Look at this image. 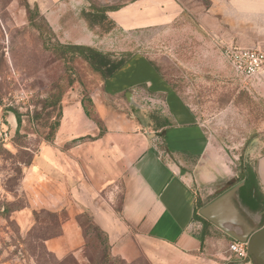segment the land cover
I'll list each match as a JSON object with an SVG mask.
<instances>
[{"label": "crops", "instance_id": "1", "mask_svg": "<svg viewBox=\"0 0 264 264\" xmlns=\"http://www.w3.org/2000/svg\"><path fill=\"white\" fill-rule=\"evenodd\" d=\"M206 1L133 0L109 16L123 31L160 25L174 29L172 24L180 20L184 34L191 28L184 12L192 10L197 12L199 40L218 48L234 44L264 51V0ZM39 7L45 15L62 14L57 0L49 6L39 0ZM53 27L62 29L60 19ZM76 43L92 44V33L83 31ZM152 61L133 53L106 80L107 99L95 101L96 117L87 114L82 101L64 105L54 140L41 146L26 170L24 191L32 205L68 210L56 243L59 251L83 247L76 217L87 212L107 233L113 251L127 260L145 255L151 264H254L232 259L224 246L212 249L209 240L202 245L204 225L194 218L197 193L203 196V188L218 186L224 171L197 112ZM247 80L264 94V69ZM128 91L134 103L127 100ZM126 102L161 109L173 126L158 135L148 112L120 109ZM143 125L150 131L144 133ZM256 170L264 191V154Z\"/></svg>", "mask_w": 264, "mask_h": 264}, {"label": "rangeland", "instance_id": "2", "mask_svg": "<svg viewBox=\"0 0 264 264\" xmlns=\"http://www.w3.org/2000/svg\"><path fill=\"white\" fill-rule=\"evenodd\" d=\"M131 1L57 0L62 14L47 13L49 21L39 0H0V264H151L145 255L127 260L115 253L109 237L107 245L95 230L88 232L79 250L59 251L56 243L68 210L32 205L23 189L27 168L41 146L55 137L64 105L82 101L87 114L96 117L95 101L107 99L106 79L84 59L73 60L61 51L60 44H77L83 31L93 35V43L86 45L118 58L146 54L195 109L224 171L218 186L201 190L205 200L238 182L243 164L255 167L264 154V94L236 73L222 46L199 40L197 12H184L191 21L184 34L180 20L172 24L174 29L160 25L123 31L109 20L111 11L106 12L108 18H101L103 8H121ZM92 9H98L96 24L83 14ZM59 19L61 30L53 27ZM10 108L21 114L18 132ZM120 109L129 114L148 112L127 102ZM143 128L144 133L149 130ZM209 229L212 249L224 246L232 259L243 260L229 248L232 236L215 224Z\"/></svg>", "mask_w": 264, "mask_h": 264}, {"label": "trees", "instance_id": "3", "mask_svg": "<svg viewBox=\"0 0 264 264\" xmlns=\"http://www.w3.org/2000/svg\"><path fill=\"white\" fill-rule=\"evenodd\" d=\"M117 8L115 7L103 8L102 9L103 15L101 16V18L103 19L108 18L106 12L108 13V11H113L114 9ZM83 14L85 18L88 20V22H91L93 24H96L98 22L97 21L98 9L97 10L92 9L88 11L85 10ZM109 20L113 24L115 23L113 19L109 18ZM60 48L62 53L70 54L73 60L76 58H82L85 61H87L89 65L92 67V69L95 70L96 72H99L102 75V77H104V79L106 80H108L113 75H115L116 72H118L133 55V54H128L126 56L118 58L114 56L113 53L105 52L96 46L86 45V44H60ZM152 63L157 69V71L162 75V77L165 78L170 83V81L162 74L160 68L156 65V63L154 61H152ZM170 85L175 89L174 85H172L171 83ZM8 111H14V113L16 114L18 121V129H17L18 132L23 124L21 114L17 110L11 108L8 109ZM148 115L150 118V126L153 130L158 131V135H161L162 133L161 130H163L165 127L173 126V123H171L169 115L164 114L163 111L159 108H155V109L152 108L148 110ZM60 122H61V117L59 118V120H57L55 124L57 130L60 126ZM158 147L161 150L164 149L165 147L164 143L159 141ZM30 163H31L30 160L25 162L26 165H29ZM241 181H245V185L241 188L240 191L242 202L253 211H261L264 209V191L262 190L260 184L256 166L253 167L252 165L249 164H243L241 176L238 182H231V184L228 187L221 190L219 193L213 195L209 200H205V197L201 196L200 193H197V197L195 201V209H194V218L201 221L204 225L203 232L201 235V241L203 246L208 240V237H210L209 226L213 224L199 213L200 209L204 205L212 201L214 198H216L218 195L222 194L223 192H225L226 190H228L229 188H231L232 186H234L235 184ZM76 218L77 221L79 222V225L82 228L85 240L89 234L88 232L90 230H95L98 234L103 235L104 239L107 241L106 244L108 245L107 233L94 222L92 216L89 213L84 212L78 215ZM62 235H63V231L58 236H62ZM230 238H231L230 242L235 240L232 237Z\"/></svg>", "mask_w": 264, "mask_h": 264}, {"label": "water", "instance_id": "4", "mask_svg": "<svg viewBox=\"0 0 264 264\" xmlns=\"http://www.w3.org/2000/svg\"><path fill=\"white\" fill-rule=\"evenodd\" d=\"M127 100L134 103L133 92ZM241 181L204 205L199 213L235 240L247 243L248 256L254 264H264V210L251 212L240 196Z\"/></svg>", "mask_w": 264, "mask_h": 264}, {"label": "built area", "instance_id": "5", "mask_svg": "<svg viewBox=\"0 0 264 264\" xmlns=\"http://www.w3.org/2000/svg\"><path fill=\"white\" fill-rule=\"evenodd\" d=\"M222 50L232 67L245 79L255 76L264 69V51L258 48L223 44ZM229 248L240 259L248 257L247 243L234 240Z\"/></svg>", "mask_w": 264, "mask_h": 264}, {"label": "flooded vegetation", "instance_id": "6", "mask_svg": "<svg viewBox=\"0 0 264 264\" xmlns=\"http://www.w3.org/2000/svg\"><path fill=\"white\" fill-rule=\"evenodd\" d=\"M251 210V209H250ZM264 210V209H263ZM263 210H261V211H263ZM251 212H253V213H256V212H259V211H253V210H251Z\"/></svg>", "mask_w": 264, "mask_h": 264}]
</instances>
